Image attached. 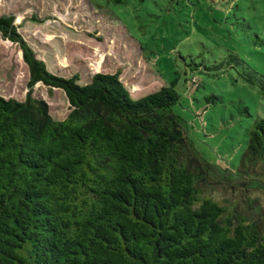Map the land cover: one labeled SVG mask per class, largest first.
I'll return each mask as SVG.
<instances>
[{
    "label": "trees",
    "instance_id": "obj_1",
    "mask_svg": "<svg viewBox=\"0 0 264 264\" xmlns=\"http://www.w3.org/2000/svg\"><path fill=\"white\" fill-rule=\"evenodd\" d=\"M13 20L0 15V32L29 78L24 99L0 95V264H264L263 223L208 192L221 178L264 184L263 117L235 170L211 163L173 111L178 77L138 98L118 71L79 83L50 71ZM37 82L64 91L63 119L32 96Z\"/></svg>",
    "mask_w": 264,
    "mask_h": 264
},
{
    "label": "rangeland",
    "instance_id": "obj_2",
    "mask_svg": "<svg viewBox=\"0 0 264 264\" xmlns=\"http://www.w3.org/2000/svg\"><path fill=\"white\" fill-rule=\"evenodd\" d=\"M2 14L14 16L50 71L76 73L79 83L118 71L138 98L178 77L173 111L211 163L235 170L247 128L264 118L258 82L243 74L248 65L264 76V0H0ZM231 52L244 63L228 60ZM28 78L22 50L0 32V95L24 99ZM31 94L48 103L55 119L69 112L61 88L37 82ZM254 181L216 179L208 192L264 225V184Z\"/></svg>",
    "mask_w": 264,
    "mask_h": 264
}]
</instances>
